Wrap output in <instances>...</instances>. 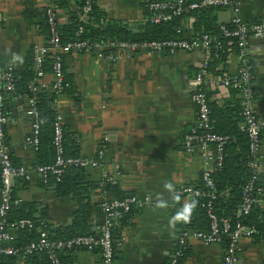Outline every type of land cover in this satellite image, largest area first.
<instances>
[{
  "label": "crops",
  "instance_id": "crops-1",
  "mask_svg": "<svg viewBox=\"0 0 264 264\" xmlns=\"http://www.w3.org/2000/svg\"><path fill=\"white\" fill-rule=\"evenodd\" d=\"M147 1L96 2L110 20H121L135 28L145 22L143 4ZM233 1L237 10L233 6L213 10L218 23H231L236 16L248 24L264 22V0ZM49 7L54 8L59 26L67 25L71 11L78 9L74 1L70 7L58 8L54 0H0V66L15 70L19 79L21 73L31 69L33 49L48 44L41 22ZM193 12H186L179 20V30L187 36L195 33L197 16ZM249 49L255 73V109L264 118V36L252 37ZM204 60L200 50L137 51L123 54L117 62L101 59L91 50L72 51L65 55L64 62L71 75L73 93L56 94L55 77L50 70L39 81L42 90L50 91V99L56 94L53 105L80 155L95 157L106 136L109 138L102 164L86 169L93 185L90 230L98 233L105 222L102 203L114 197L113 192L105 193L100 186L105 178L118 184L124 193L135 194L143 203L125 220L116 222L119 244L115 247L114 264H169L179 246L186 228L177 220L175 211L190 208L194 201L188 196L177 197L176 190L181 185L200 184L204 168L201 146L190 151L184 145V136L196 121L191 80ZM238 66L237 51L232 49L226 66L218 68L222 73L207 74L204 89L211 102L221 107L240 102V93L221 82ZM4 99L12 158L31 173L29 180L15 182V198L19 203L35 204V216L42 214L54 228L69 227L80 202L59 190L54 181H43L36 171L43 159L26 144L33 127V118L27 113L28 96L8 92ZM259 162L264 182V138ZM19 203L13 207L14 218L21 212ZM256 205L264 211V201ZM22 234L16 233L17 243L25 239ZM187 240L183 264H224L223 243L207 244L193 235ZM240 245L237 264H264L263 239L244 235ZM74 254L79 264L103 263L100 249H79ZM23 261L20 256L17 264Z\"/></svg>",
  "mask_w": 264,
  "mask_h": 264
},
{
  "label": "built area",
  "instance_id": "built-area-1",
  "mask_svg": "<svg viewBox=\"0 0 264 264\" xmlns=\"http://www.w3.org/2000/svg\"><path fill=\"white\" fill-rule=\"evenodd\" d=\"M96 1L85 0L82 10L83 17H87L94 4L97 3ZM236 4L233 0H148L146 2L145 21L155 24L168 22L182 16L185 12L196 11L206 7L233 6L237 10ZM46 12L51 25L52 35L48 44L37 46L33 49L35 77L30 83L33 95H28L30 105L27 113L33 118V127L31 134L26 138V144L36 150L39 146L40 136L36 94L43 87L39 81L47 73L44 65L48 55L52 57L51 72L55 77L53 90L57 94H61L63 93L65 80L64 57L72 51L91 50L101 59L117 62L123 54L137 51L148 53L167 51L175 53L178 51L200 50L205 56L203 67H206L212 56H218L219 50L223 46L221 41L207 32L184 38L147 41L108 40L105 42H90L89 40L76 39L63 43L56 23L54 8L49 7ZM231 24L232 27H229L226 23L221 24L220 30L224 37L236 39L239 66L235 72L223 77L221 82L225 86L235 88L240 92L242 107L241 128L250 138L251 177L243 187V197L238 207L239 214H248L254 205L264 201V187L256 184L260 177L259 157L264 138V118L259 117L255 109V73L249 49L252 37L261 38L264 36V22L248 24L236 16ZM81 31L82 28L80 29ZM206 76L204 72H199L191 80V98L196 106V121L190 131L184 136V145L187 150H194L196 145L201 146V156L204 163L201 182L198 185H181L176 190V196L208 197L206 212L209 219V229L206 231L184 229L179 240V246L169 264H180V258L185 255L188 249L187 239L190 235L207 244L223 243L225 245L224 264H237L241 257L240 239L244 235L251 236L255 232L253 227L246 226L241 222L232 224L229 219L220 218L213 207L212 200L216 197V184L213 174L223 165L225 145L229 140V136L212 130L210 123L211 110L207 93L203 87ZM16 83L17 78L13 69L9 68L6 70L0 67V256L31 254L35 251H40L46 253L49 264H62L60 253L65 249L76 251L99 247L103 254L102 264H114L115 239L113 230L116 222L122 221L132 211V208H140L143 205L135 194L125 198L114 196L103 201L102 210L105 215V222L99 228V238L92 233L75 235L69 239H53L46 230L38 229V236L35 240L30 241L23 247H17L14 244L18 230L35 227V222L32 218H11L14 204L19 203V200L14 196L15 182L17 180L27 181L31 178L30 171L24 165L14 162L6 135L9 116L5 110L4 94L6 92H14ZM63 125L62 117L57 113L53 139L57 152L56 158L53 162L36 166V171L45 182H48L51 177L58 179L70 165L86 169L94 168L100 166L104 159L107 141L109 140L107 136L95 157L83 155L65 157L62 141ZM108 181L110 180L105 178L100 183L105 193L110 191L104 187ZM18 264L27 263L23 261Z\"/></svg>",
  "mask_w": 264,
  "mask_h": 264
},
{
  "label": "trees",
  "instance_id": "trees-1",
  "mask_svg": "<svg viewBox=\"0 0 264 264\" xmlns=\"http://www.w3.org/2000/svg\"><path fill=\"white\" fill-rule=\"evenodd\" d=\"M73 1L77 3L78 9L71 11L72 15L69 23L65 26H59L56 22L58 30L61 34V41L63 43L74 41L76 39L89 40L90 42H105L108 40L147 41L153 39L184 38L187 36L179 30V20L181 16L172 21L158 24L145 21L143 25L134 28L124 21L110 20L105 11L97 6V3L94 4L92 10L87 14V17H83L82 10L85 0H54L58 8L70 7ZM143 7L145 11L146 3L143 4ZM218 8L222 7H206L193 12L197 16L194 23V35L206 32L210 33L221 41L223 45L219 50L218 56H212L208 65L206 67H201L195 73V76L199 72H204L205 75L209 73H222L221 70H218L219 66H226L227 56L232 49L237 51L236 39L233 37H224L220 30V25L225 23H218L216 17L213 16V10ZM226 24L229 27H232L231 23ZM41 26L43 31L47 34L49 43L52 34L47 12H45L44 18L42 19ZM81 28L82 31L80 32ZM51 62L52 57L51 55H48L45 59L44 65L46 71H52ZM64 70L65 80L63 93H73L74 90L71 75L66 71L65 62ZM13 72L17 78L16 90L14 92H20L27 96L33 95L30 89V83L35 77L33 61L31 69L21 73V79L18 78L15 70H13ZM232 89L239 92L235 88ZM56 94H53L51 99L49 90H41L36 94V106L39 111L40 122L39 146L37 151L39 157L43 159L40 162L41 164L53 162L57 155L53 142L57 116V110L53 105V101ZM208 102L211 110L210 123L212 130L229 136V140L225 145L223 165L213 174L216 184V197L212 200L215 212L220 218L229 219L232 224L241 222L246 226L253 227L255 232L251 236L258 240H264V211L259 209L257 205H254L250 213H238V207L243 197V187L247 184L251 177L252 161L249 147L250 138L248 134L242 130L240 124L242 121L241 97L240 102L226 107H221L217 103L211 102L209 98ZM62 141L65 157L80 155L78 146L75 144V141H73L65 124L63 125ZM45 155L47 158L44 157ZM49 181H54L59 190L64 191L65 194H72L76 199H78L80 202L79 209L75 213L69 227L54 228L42 214L40 216H35V204H23L20 202L18 206L21 207H17L21 210V212H19L18 217L14 218L12 217L11 211V218H32L35 222V227L32 229H20L17 231L19 233H23L22 238H25L22 242L17 243L16 237L14 244L17 247H23L30 241L35 240L38 236V229L46 230L53 239H69L75 235L92 234L93 232L90 230L89 225L92 215L90 190L93 188V185L87 179L86 168L70 165L58 179L51 177ZM256 184L264 187V182L261 177H259ZM104 187L113 192L114 196L117 198H125L132 195L130 193H124L118 184L110 181L106 182ZM181 197L183 196H180L179 198ZM191 198L194 201L193 205L190 208L176 209L175 216L177 217L179 223L183 225V228L206 231L209 229V219L206 212V204L208 203L209 198L197 196H192ZM15 205L17 204H14L13 207H15ZM177 206L179 207V205ZM26 209L27 211L24 212ZM134 209L135 208H132V211L126 215L123 220L134 213ZM113 235L115 239V248L119 244L117 236H115V228L113 230ZM96 249L100 248L96 247ZM74 252V250L70 249L62 251L60 253L62 264H79ZM187 252L188 250H186V254L180 258V264H183V260L187 256ZM20 256L24 257V262L27 264H49L46 253L40 251H35L31 254L23 253L21 255L0 256V264H17Z\"/></svg>",
  "mask_w": 264,
  "mask_h": 264
},
{
  "label": "water",
  "instance_id": "water-1",
  "mask_svg": "<svg viewBox=\"0 0 264 264\" xmlns=\"http://www.w3.org/2000/svg\"><path fill=\"white\" fill-rule=\"evenodd\" d=\"M55 92V91H54ZM92 220V219H91ZM93 234H95L96 236H97V238H99L100 236H99V234L97 233V232H92Z\"/></svg>",
  "mask_w": 264,
  "mask_h": 264
}]
</instances>
